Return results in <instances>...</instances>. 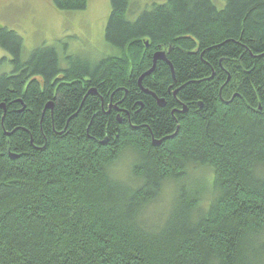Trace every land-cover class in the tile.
<instances>
[{"label":"trees","instance_id":"obj_1","mask_svg":"<svg viewBox=\"0 0 264 264\" xmlns=\"http://www.w3.org/2000/svg\"><path fill=\"white\" fill-rule=\"evenodd\" d=\"M108 1L96 62L0 27V264H264V0Z\"/></svg>","mask_w":264,"mask_h":264},{"label":"rangeland","instance_id":"obj_2","mask_svg":"<svg viewBox=\"0 0 264 264\" xmlns=\"http://www.w3.org/2000/svg\"><path fill=\"white\" fill-rule=\"evenodd\" d=\"M167 0H137L139 8H149L152 4H164ZM221 9L224 3L212 0ZM110 15L108 0H90L82 12H60L52 0H0V27L18 34L23 40V60L35 50L44 46L58 48L61 67H65L64 57L77 56L96 62L115 52L104 41V30ZM8 55L0 50V60ZM10 71L8 64L3 72ZM130 159L120 167L116 166L114 177L124 180ZM123 170V171H122ZM197 173L193 178L200 177ZM205 183L209 173L205 174ZM206 183V184H207Z\"/></svg>","mask_w":264,"mask_h":264},{"label":"water","instance_id":"obj_3","mask_svg":"<svg viewBox=\"0 0 264 264\" xmlns=\"http://www.w3.org/2000/svg\"><path fill=\"white\" fill-rule=\"evenodd\" d=\"M157 61H163V62H166V59H165V54L162 53V52H159V53H156L154 56H153V67L154 65L156 64ZM152 70H150L149 72H147L146 74H144V76L148 75ZM143 76V77H144ZM159 104L161 106L164 105L163 101H159Z\"/></svg>","mask_w":264,"mask_h":264}]
</instances>
